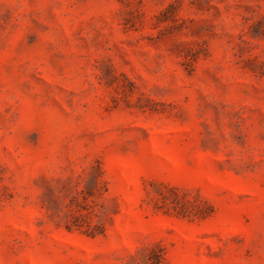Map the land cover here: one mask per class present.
Masks as SVG:
<instances>
[{
	"label": "rangeland",
	"instance_id": "374dc122",
	"mask_svg": "<svg viewBox=\"0 0 264 264\" xmlns=\"http://www.w3.org/2000/svg\"><path fill=\"white\" fill-rule=\"evenodd\" d=\"M264 264V0H0V264Z\"/></svg>",
	"mask_w": 264,
	"mask_h": 264
},
{
	"label": "trees",
	"instance_id": "16d2710c",
	"mask_svg": "<svg viewBox=\"0 0 264 264\" xmlns=\"http://www.w3.org/2000/svg\"><path fill=\"white\" fill-rule=\"evenodd\" d=\"M161 263V256L156 257L154 264H160ZM146 264H148V261H146Z\"/></svg>",
	"mask_w": 264,
	"mask_h": 264
}]
</instances>
